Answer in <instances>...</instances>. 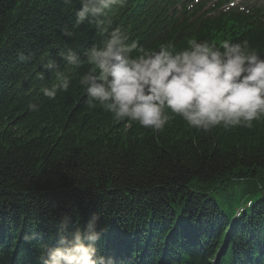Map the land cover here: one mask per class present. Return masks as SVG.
<instances>
[{
  "label": "trees",
  "instance_id": "obj_1",
  "mask_svg": "<svg viewBox=\"0 0 264 264\" xmlns=\"http://www.w3.org/2000/svg\"><path fill=\"white\" fill-rule=\"evenodd\" d=\"M78 8L79 0H0V264H36L62 219L83 226L92 213L105 229L97 246L115 264H264V121L205 133L177 117L153 133L88 110L76 74L69 92L28 110L53 82L48 59L69 47L83 58L99 42L93 25L73 27ZM238 21L139 41L248 40L264 56V26L244 33ZM234 183L257 198L231 222L229 203L212 196Z\"/></svg>",
  "mask_w": 264,
  "mask_h": 264
},
{
  "label": "clouds",
  "instance_id": "obj_2",
  "mask_svg": "<svg viewBox=\"0 0 264 264\" xmlns=\"http://www.w3.org/2000/svg\"><path fill=\"white\" fill-rule=\"evenodd\" d=\"M125 3L79 0L73 27L93 25L99 42L83 58L69 47L57 53L59 60L48 59L42 67L53 82L39 89L41 95L27 104L29 111L40 110L41 96L54 101L69 92L71 74H76L88 110L100 108L114 121L137 123L153 133L163 132L177 117L189 129L205 133L252 129L254 122L264 121V56L248 40L188 38L182 48L171 40L146 47L122 26H113L110 14ZM62 35L73 38L75 33L65 28ZM20 59L25 57L21 54ZM38 78L44 79L43 73ZM100 219L92 213L83 226L62 219L54 244L40 246L36 264H115L97 246L105 231L99 228Z\"/></svg>",
  "mask_w": 264,
  "mask_h": 264
},
{
  "label": "rangeland",
  "instance_id": "obj_3",
  "mask_svg": "<svg viewBox=\"0 0 264 264\" xmlns=\"http://www.w3.org/2000/svg\"><path fill=\"white\" fill-rule=\"evenodd\" d=\"M246 192L243 189L242 183H234L226 190L215 193L213 198L216 199L217 203L224 206L226 203H233V209L239 207L241 205V200L243 196L246 195ZM244 199L243 201H246Z\"/></svg>",
  "mask_w": 264,
  "mask_h": 264
},
{
  "label": "bare ground",
  "instance_id": "obj_4",
  "mask_svg": "<svg viewBox=\"0 0 264 264\" xmlns=\"http://www.w3.org/2000/svg\"><path fill=\"white\" fill-rule=\"evenodd\" d=\"M212 198H213V196H212ZM213 199H214V198H213ZM214 201L217 202L216 199H214ZM215 204L221 207V205H219L218 203H215Z\"/></svg>",
  "mask_w": 264,
  "mask_h": 264
}]
</instances>
